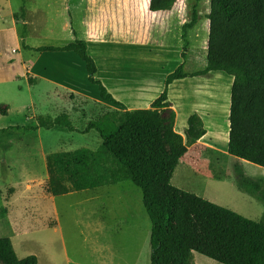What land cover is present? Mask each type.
Here are the masks:
<instances>
[{
	"label": "rangeland",
	"instance_id": "1",
	"mask_svg": "<svg viewBox=\"0 0 264 264\" xmlns=\"http://www.w3.org/2000/svg\"><path fill=\"white\" fill-rule=\"evenodd\" d=\"M24 1L25 9L36 10L34 21L46 22L44 27L48 28L33 26L28 39L36 43H66L72 38V28L82 38L89 34L117 36L121 33L115 28L118 20L112 16L114 9H132L133 3L137 4L134 1L140 3L139 9H145L140 0ZM22 3L0 0V21L11 10L22 9ZM209 7V0H176L169 10L160 12L161 18H154L159 24L156 32L160 30L161 37L173 44L181 39L182 24L196 13V23L187 32L190 48H194L185 67L191 71L204 69L207 64L201 52L206 47ZM165 27L169 28L167 33ZM224 73L218 72L216 78L226 85L230 77ZM211 76L212 72L200 77ZM34 101L33 108L19 107L25 103L18 100L8 110L0 106V127L12 126L0 133V236H10L19 257L35 254L37 264H151V221L142 191L132 181L124 179L59 195L48 190V152L81 146L95 149L102 139L96 130L82 133L63 126L44 129L38 128V123L65 112L72 124L82 129L91 118L114 107L91 94L52 92L37 94ZM171 111L167 110L165 122H169ZM184 114V110L179 111L174 125L177 132L184 131ZM200 116L211 135L188 147L174 172L173 184L248 218L264 219V167L225 153V115L203 112ZM193 254L194 264H221L198 252Z\"/></svg>",
	"mask_w": 264,
	"mask_h": 264
},
{
	"label": "trees",
	"instance_id": "2",
	"mask_svg": "<svg viewBox=\"0 0 264 264\" xmlns=\"http://www.w3.org/2000/svg\"><path fill=\"white\" fill-rule=\"evenodd\" d=\"M209 1L206 67L187 72L181 62L166 75L162 92L147 108H126L96 78V62L84 39L37 47L25 44L23 36L21 40L23 47L36 51H74L85 63L88 79L98 86L100 97L123 108L106 110L82 129L76 128L65 112L38 123L37 127L44 129L63 126L82 133L96 130L102 139L95 149L81 146L48 152V190L59 195L124 179L132 181L142 191V202L151 221V264H194V251L221 264H264V219L248 218L172 182L180 159L206 130L197 112L188 116L183 134L174 129V111L165 122L170 106L168 86L176 78L205 76L212 70L233 76L227 152L264 167V0ZM175 2L150 0L149 9L169 10ZM196 19L193 12L192 19L182 26L183 58L188 46L185 32ZM10 127H0V133ZM0 261L37 264L38 258L35 254L19 257L10 236L2 235Z\"/></svg>",
	"mask_w": 264,
	"mask_h": 264
},
{
	"label": "crops",
	"instance_id": "3",
	"mask_svg": "<svg viewBox=\"0 0 264 264\" xmlns=\"http://www.w3.org/2000/svg\"><path fill=\"white\" fill-rule=\"evenodd\" d=\"M140 1H142L145 9H139L140 3L134 1L137 4L133 3L135 5L132 6V9L113 10L112 16L118 20V26L115 28H119L121 33L117 36H114L113 33L102 34V36L89 34V36L82 38L77 36L75 28L71 29V40L82 38L86 41L88 52L96 62V78L100 79L107 90L128 109L149 107L162 92L166 75L181 62H184L185 71L192 72L185 67V64L187 56L189 57L194 46L190 48L187 40V52L183 58L181 54L184 45L182 35L181 39H177L173 44L162 38L161 31H158L159 24L154 22L155 17H162L160 13L162 11H151L149 9L150 0ZM18 11L21 13V9L11 10L0 21V106H4L8 110L12 104L18 103V100L22 104L25 103L19 107L33 108L35 105L34 97L37 94L61 92L91 94L92 97L98 98L105 105L123 109L121 106L100 97L98 86L89 81L85 63L74 51H36L23 47L21 45L23 35L25 44L30 47L65 43L31 42L32 40L29 39L33 33V26L36 28L40 26L42 30H46L48 29L44 27L46 22L34 21V16L37 15L36 10L25 9L23 17L20 16V13L19 16H16ZM67 13L70 17L68 9ZM192 27L186 29V39L187 32ZM156 28H158L157 32ZM22 29H24L23 35ZM164 30L167 33L169 28L165 27ZM153 32L155 34H152ZM199 49L202 50L203 48ZM201 53L205 58L206 52ZM122 68L137 72L141 85L135 91L119 90L117 71ZM198 77L200 76L176 78L169 84V109L175 112L174 125L179 118L180 110L185 111V127L187 126V118L191 113L197 112L201 115L204 112L198 107H188L185 104L189 94L184 90V87ZM231 78L232 76H230V82ZM125 83L127 84V81ZM176 89L178 90L177 94L174 92ZM143 98L146 99L143 100ZM179 133L183 134V132Z\"/></svg>",
	"mask_w": 264,
	"mask_h": 264
},
{
	"label": "bare ground",
	"instance_id": "4",
	"mask_svg": "<svg viewBox=\"0 0 264 264\" xmlns=\"http://www.w3.org/2000/svg\"><path fill=\"white\" fill-rule=\"evenodd\" d=\"M206 49V48H205ZM207 61V57H205ZM212 76L210 78L198 77V79H194L191 82L187 83L184 87L189 94L188 99L185 101L186 106H194L200 108L202 111L207 113H212L217 116L225 115L229 128V106H230V90L231 84L233 80V76L231 74L223 73L226 76H232L231 82L228 81L226 85L222 82L217 81L218 72H222V70H212ZM136 71H129L128 69L122 68L117 71L118 78V88L123 91H135L140 85L141 80L139 79ZM221 75V74H220ZM127 81V84L125 83ZM178 88V87H177ZM175 89V88H174ZM177 89L174 91L177 94ZM146 98H143L145 100ZM206 133L201 139L208 137L211 135V131L207 125H204ZM228 131V130H227ZM200 139V141H202ZM227 141H228V132H227ZM214 149H218L217 146L212 145ZM225 153L227 152V143L225 148ZM239 158V157H238ZM242 159V158H241ZM178 166L175 169L177 170ZM175 176V175H174ZM173 176V178H174Z\"/></svg>",
	"mask_w": 264,
	"mask_h": 264
}]
</instances>
